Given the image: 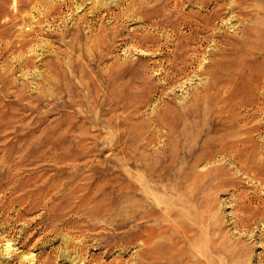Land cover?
<instances>
[{
  "label": "rangeland",
  "instance_id": "obj_1",
  "mask_svg": "<svg viewBox=\"0 0 264 264\" xmlns=\"http://www.w3.org/2000/svg\"><path fill=\"white\" fill-rule=\"evenodd\" d=\"M0 264H264V0H0Z\"/></svg>",
  "mask_w": 264,
  "mask_h": 264
}]
</instances>
